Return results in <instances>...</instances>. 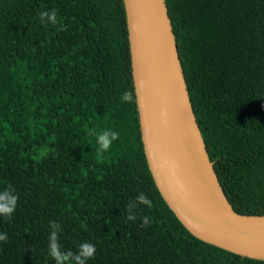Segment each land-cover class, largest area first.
<instances>
[{"label": "trees", "instance_id": "trees-1", "mask_svg": "<svg viewBox=\"0 0 264 264\" xmlns=\"http://www.w3.org/2000/svg\"><path fill=\"white\" fill-rule=\"evenodd\" d=\"M191 107L232 209L264 215V0H165ZM56 10L57 23L38 13ZM130 92L132 101L122 94ZM119 132L97 155L96 134ZM90 131L93 134H89ZM0 264H264L192 236L160 196L143 152L122 0H0ZM139 193L135 221L126 207ZM150 218L141 227L143 217Z\"/></svg>", "mask_w": 264, "mask_h": 264}, {"label": "water", "instance_id": "water-1", "mask_svg": "<svg viewBox=\"0 0 264 264\" xmlns=\"http://www.w3.org/2000/svg\"><path fill=\"white\" fill-rule=\"evenodd\" d=\"M146 163L160 196L195 238L264 261V215L236 213L196 122L165 0H122Z\"/></svg>", "mask_w": 264, "mask_h": 264}, {"label": "clouds", "instance_id": "clouds-1", "mask_svg": "<svg viewBox=\"0 0 264 264\" xmlns=\"http://www.w3.org/2000/svg\"><path fill=\"white\" fill-rule=\"evenodd\" d=\"M38 20L41 23H51L55 25L57 23L56 10H44L38 13ZM121 99L125 102L132 101V94L125 92L122 94ZM89 134H93L91 131ZM120 138V134L114 130H105L100 134H96V142L98 144L97 155L102 156L105 152H108L114 141ZM19 197L15 193V189L11 185L0 191V216L11 218L15 213L18 206ZM139 204L147 205L151 207V200L144 193H139L134 201L129 202L126 207V219L129 221H135L137 219L135 209ZM150 224V218L145 216L142 218L141 227H147ZM49 227L51 233L48 236V249L49 256L53 258L55 264H87V261L94 257L97 249L92 243H82L79 245L76 251L62 250L59 242V233L61 231V224L56 221H50ZM7 233H0V242H7Z\"/></svg>", "mask_w": 264, "mask_h": 264}]
</instances>
